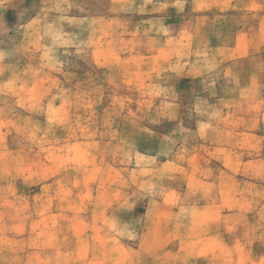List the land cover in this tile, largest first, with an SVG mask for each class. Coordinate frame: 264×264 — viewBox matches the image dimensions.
<instances>
[{
  "label": "rangeland",
  "instance_id": "374dc122",
  "mask_svg": "<svg viewBox=\"0 0 264 264\" xmlns=\"http://www.w3.org/2000/svg\"><path fill=\"white\" fill-rule=\"evenodd\" d=\"M138 2L0 0V264L81 262V235L103 232L106 217L120 219L105 226L126 247L159 217L161 229L196 235L188 264H264V80H240L251 86L247 117L222 113V100L202 107L239 86L155 76L149 24L133 25ZM121 35L115 63L106 47ZM251 63L261 76L264 53ZM198 117L207 122L196 128ZM208 135L247 137L234 145L233 191L227 159L211 156L223 145L203 149Z\"/></svg>",
  "mask_w": 264,
  "mask_h": 264
},
{
  "label": "crops",
  "instance_id": "0c3cea01",
  "mask_svg": "<svg viewBox=\"0 0 264 264\" xmlns=\"http://www.w3.org/2000/svg\"><path fill=\"white\" fill-rule=\"evenodd\" d=\"M116 8L110 10L114 12L124 10V7ZM132 12L138 15L134 17L133 25L142 19L149 24L147 38L153 41V45L152 49L148 50L147 57L154 60L156 64L154 71L160 72L155 76L162 75L165 84L170 87L179 86L185 79L208 81L210 78L213 80L211 83L213 85H237L239 89L236 93L221 98L206 96L205 103L201 106H214L213 103L222 100L226 103L224 104L226 107L220 110L222 113L240 111L244 117L246 116L250 105L246 101L250 96L251 86L245 85L240 80L242 78L264 80V71L260 76L256 65L251 63L253 57L264 53V0H147L144 4L138 2ZM140 14H144V18ZM253 15H256L254 23ZM122 40L123 35L120 40L117 38L114 44H108L106 47L113 54L115 51V63L124 60ZM132 40L134 41L133 38ZM132 53L135 55L134 50ZM113 60L104 55V63L109 64ZM242 63L243 67L240 66ZM257 92L253 91V95L256 96ZM256 97L262 101L258 104L257 120L264 122V85L259 96ZM199 118L196 120V128L207 122ZM204 126L215 128L213 121L209 126ZM245 139L246 136L237 139L233 135H208L200 139L204 151L211 149V146L207 148L204 141L223 145L217 146L218 150L211 156L218 161L227 159V164L223 163V168L220 169L222 174L227 176L228 191H233L235 186L234 145L237 141L244 142ZM211 172L209 175L212 174ZM213 184L214 181L210 185ZM212 206L219 207L221 204ZM228 206L235 207V203L232 202ZM104 220L103 232H84L81 235L83 243L79 253L83 254V261L73 264H188L186 241L189 238L196 239V235L193 237L187 232H175L170 223L166 222L161 229L159 217H154L150 222L154 226L152 228L149 226L146 232L140 233L134 245L126 247L125 245L128 244L123 242L121 234L108 231L105 226L110 223L116 225L121 222L120 219L106 217ZM93 246L94 250H97L95 256L98 257L95 262L92 261ZM70 250L75 252V244ZM190 252L194 256L205 254L198 245H195ZM228 254L232 255L233 251L230 253L228 250ZM178 255L184 258L173 259ZM191 264L196 263L191 262ZM228 264L233 263L229 261Z\"/></svg>",
  "mask_w": 264,
  "mask_h": 264
}]
</instances>
